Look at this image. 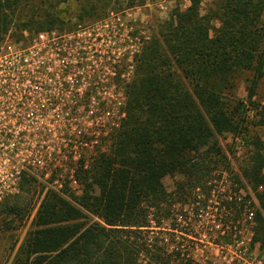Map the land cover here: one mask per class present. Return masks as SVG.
I'll return each mask as SVG.
<instances>
[{
    "label": "trees",
    "instance_id": "trees-1",
    "mask_svg": "<svg viewBox=\"0 0 264 264\" xmlns=\"http://www.w3.org/2000/svg\"><path fill=\"white\" fill-rule=\"evenodd\" d=\"M134 1L0 0V45L7 35L19 42L25 33L70 30L119 12L121 2L142 4ZM182 1L188 6L176 5L144 42L119 125L77 169L79 187L40 188L35 199L36 181L23 175L17 192L0 202L2 230L18 228L36 205L12 264H198L193 247L182 244L190 241L175 234L181 228L174 205L205 207L221 183L213 175L227 171L231 187L226 199L217 197L223 212L216 220L231 234L217 231L214 244L237 235L232 229L254 206L244 181L257 205L252 242L264 248V97L255 99L264 84V0H214L204 7L202 0ZM72 6L74 24L66 10ZM241 77L248 85L244 99L234 96ZM224 135L247 146L243 180L218 142ZM166 177L177 178L171 193ZM95 186L100 196L91 193Z\"/></svg>",
    "mask_w": 264,
    "mask_h": 264
},
{
    "label": "built area",
    "instance_id": "built-area-1",
    "mask_svg": "<svg viewBox=\"0 0 264 264\" xmlns=\"http://www.w3.org/2000/svg\"><path fill=\"white\" fill-rule=\"evenodd\" d=\"M143 41L121 14L109 12L67 31L40 32L26 44L1 47L0 202L17 192L23 175L45 181V190L75 188L79 166L86 167L119 125L126 101L119 80L132 81ZM120 46L130 48L126 74L117 65ZM253 217L247 207L241 221L252 226ZM217 222L224 234L227 226ZM214 249L226 264H264V255L237 235Z\"/></svg>",
    "mask_w": 264,
    "mask_h": 264
},
{
    "label": "rangeland",
    "instance_id": "rangeland-1",
    "mask_svg": "<svg viewBox=\"0 0 264 264\" xmlns=\"http://www.w3.org/2000/svg\"><path fill=\"white\" fill-rule=\"evenodd\" d=\"M142 1L141 5H135V7L127 8L124 6L123 2H121L122 7L118 8L120 11L116 12L121 14V19L125 24H131L133 26V29L135 31V35L139 38L144 40H148L149 36H151L153 33H155L157 26L159 23L164 21L168 18L171 10L179 4V7L181 9H184L186 4H188L187 1L182 0H167V3H162L163 0H135L134 3L138 4V2ZM210 0H202V7L206 6ZM119 2V1H118ZM64 7L62 6L61 9ZM64 10V9H63ZM68 18L71 19V23L74 24L76 22V19L72 18L76 15V7H68L67 9ZM104 17V16H103ZM68 20V19H67ZM90 22L88 20H84L83 23ZM82 24V23H78ZM55 30V29H54ZM54 30L50 31H42V32H52ZM67 31V29H65ZM62 30V31H65ZM59 31V30H56ZM61 32V31H60ZM40 33V32H39ZM38 34V33H37ZM36 35V34H35ZM29 36L28 34H24L23 38L20 39L19 43L26 44L32 40V38L35 36ZM18 36L13 35H7L3 42L1 43L0 47H3L5 43L9 42H15V38ZM124 43V42H121ZM143 44L141 46V50L138 55H140ZM130 50L127 46H120L119 47V59L120 62L117 64L119 66L120 74H126L128 72V67L130 62L128 59V51ZM130 78H127L126 76L121 78L119 80L120 83V95L121 97L125 94L126 95V89L127 84L130 82ZM244 77H241L236 82V89L234 90V96L238 99H244L247 94V83L244 81ZM110 95V94H109ZM264 97V84H260L258 88V94L255 97V99H263ZM105 101V100H104ZM110 102H107L106 104L109 105ZM107 105V106H108ZM251 115V114H250ZM72 131H75L77 128L72 127ZM257 128L251 127L250 132L256 131ZM218 142L225 152V154L228 157V160L230 162L231 171L233 174L238 175L241 178L240 173V164L242 162V159H244L246 153H247V146L244 144V142L240 138H234L232 135H224V136H218L217 137ZM62 160H60L61 162ZM88 163V161H87ZM220 174L216 173L214 174V180L215 178H218L221 180V183L219 184L218 190L216 192L214 191V196L212 200H209L205 207L200 206L199 204H192L188 202H178V204L174 205L176 215V223L179 224V228H181L179 236L186 237L190 242L183 241V245H188V248L190 249L193 247V253L191 254L193 260H195L198 264H226L222 258L220 253H217L214 249V239L215 236H217V231L221 230L220 228H216L215 225L218 223L216 220L218 212H223V209H218L221 206V201H218L217 197L226 199L224 197V194L229 192V189L231 186H229V179H232V175L229 174V172H224L221 174V177H218ZM7 178L9 179L10 176L8 175ZM1 179V175H0ZM242 179V178H241ZM243 180V179H242ZM37 184V193L40 190V188H45L47 185L45 181L41 179H35ZM177 181V178H170L166 177L163 180V184L165 186V189L167 192L171 193L174 190V184ZM244 188L243 191H245L251 199V202H253V209L257 207L256 201L254 200V194L249 189V187L246 185V183L243 181ZM226 186V187H225ZM79 187V182H77V185H75V188L70 189H77ZM228 187V188H227ZM46 189V188H45ZM91 193L94 196H100L102 193L101 188L99 187H93L91 190ZM245 193V194H246ZM244 196V192L242 193ZM37 201V200H36ZM38 204V202L36 203ZM222 208V206H221ZM35 208L32 211V214L29 216L25 222L20 225L16 229L11 230H2L0 229V264H12L13 260L15 259L16 253L18 249L20 248L21 244L23 243L27 232L30 230V222L33 218ZM200 214V217L198 216ZM220 217V216H219ZM173 221H167L164 225V232H165V239L169 240L171 230V223ZM237 224V223H236ZM233 228L232 230L236 229V234L239 238H242L245 240L251 250L253 251L256 246H259L257 243L252 242V232H251V225L240 221L239 222V228ZM226 227V225L224 226ZM225 236H230L231 230L229 226L224 229ZM185 232H188V234H185ZM176 241H180L178 238ZM261 250V249H260ZM264 255V248L262 249ZM145 264V263H143Z\"/></svg>",
    "mask_w": 264,
    "mask_h": 264
},
{
    "label": "crops",
    "instance_id": "crops-1",
    "mask_svg": "<svg viewBox=\"0 0 264 264\" xmlns=\"http://www.w3.org/2000/svg\"><path fill=\"white\" fill-rule=\"evenodd\" d=\"M203 1H204V0H203ZM205 1H206V0H205ZM210 1H211V0H210ZM210 1H209V2H210ZM212 1H214V0H212ZM212 1H211V2H212ZM162 3H163V4H164V3L168 4L169 2L167 3V0H163ZM208 4H209V3H208ZM187 6H188V4H186L185 7H187ZM253 252H254L255 254H262V253H263V251L260 250L259 246H256V248H254Z\"/></svg>",
    "mask_w": 264,
    "mask_h": 264
}]
</instances>
